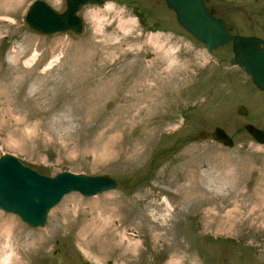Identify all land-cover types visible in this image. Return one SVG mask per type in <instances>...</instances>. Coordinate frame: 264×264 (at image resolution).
<instances>
[{"label": "rangeland", "instance_id": "1", "mask_svg": "<svg viewBox=\"0 0 264 264\" xmlns=\"http://www.w3.org/2000/svg\"><path fill=\"white\" fill-rule=\"evenodd\" d=\"M31 1L0 0V155L118 185L66 195L43 228L0 210V264H264V145L243 129L264 130V90L231 42L208 53L173 11L151 29L125 0L85 6L81 36L44 37L24 24ZM210 5L264 38L261 0Z\"/></svg>", "mask_w": 264, "mask_h": 264}, {"label": "water", "instance_id": "2", "mask_svg": "<svg viewBox=\"0 0 264 264\" xmlns=\"http://www.w3.org/2000/svg\"><path fill=\"white\" fill-rule=\"evenodd\" d=\"M175 14L176 22L195 39L204 44L208 53L231 40L233 62L245 71L259 89H264V40L255 36L231 35L223 19L214 15L204 0H165ZM88 5L103 6V0H63L57 10L44 0H32L23 16L26 27L44 37L70 34L78 37L85 32L81 10ZM239 115H247L241 104ZM244 130L264 145V131L250 123ZM211 138L226 147H233V139L219 126L214 127ZM208 136L205 130L197 134ZM118 182L109 175H91L84 172L61 170L54 175L38 172L12 153L0 155V210L13 214L31 228H43L48 215L64 196L78 193L90 198L117 187Z\"/></svg>", "mask_w": 264, "mask_h": 264}, {"label": "flooded vegetation", "instance_id": "3", "mask_svg": "<svg viewBox=\"0 0 264 264\" xmlns=\"http://www.w3.org/2000/svg\"><path fill=\"white\" fill-rule=\"evenodd\" d=\"M106 0H103V3ZM120 1V0H119ZM124 2V0H121V2ZM127 1V3L129 5H132V9L133 12L137 15V17L140 19L141 23L145 26L147 25V18L150 17L152 19H155L158 23L160 22V24L163 25V23H165V18L162 17L163 13H158L156 10H158L159 8H163L162 10L165 9H169L166 6V2L165 0H125ZM207 7L209 9H213L214 11V15L223 19L227 29L229 30L230 34L236 35V34H240V35H244V36H255L258 38H261L262 40H264V38L258 36L255 33H249V34H241V33H234L233 31V27H231L229 25L227 16L230 17V14H232V11L229 10V8H225V7H215V6H211L210 5V0H204ZM256 2L259 0H255ZM262 2V9H264V0H261ZM231 9V8H230ZM169 11H172L171 9H169ZM166 12V11H165ZM162 15V16H161ZM147 23V24H146ZM154 22L152 24H148L147 27L151 28V29H156V26H154ZM166 26V23H165ZM158 27H161L160 25H158ZM167 27V26H166ZM166 29V28H164ZM231 42V40H230ZM232 50V49H231ZM233 60V58H232ZM235 64V63H234ZM245 73V72H244ZM251 81V80H250ZM252 83V82H251ZM251 124V123H250ZM255 126V125H254ZM261 129V128H260ZM262 130V129H261ZM264 131V130H263Z\"/></svg>", "mask_w": 264, "mask_h": 264}, {"label": "bare ground", "instance_id": "4", "mask_svg": "<svg viewBox=\"0 0 264 264\" xmlns=\"http://www.w3.org/2000/svg\"><path fill=\"white\" fill-rule=\"evenodd\" d=\"M94 197V196H93ZM9 260L4 261V264H6Z\"/></svg>", "mask_w": 264, "mask_h": 264}]
</instances>
